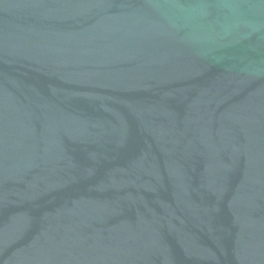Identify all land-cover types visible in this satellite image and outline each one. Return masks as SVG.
I'll list each match as a JSON object with an SVG mask.
<instances>
[{
    "label": "water",
    "instance_id": "1",
    "mask_svg": "<svg viewBox=\"0 0 264 264\" xmlns=\"http://www.w3.org/2000/svg\"><path fill=\"white\" fill-rule=\"evenodd\" d=\"M0 264H264V0H0Z\"/></svg>",
    "mask_w": 264,
    "mask_h": 264
}]
</instances>
